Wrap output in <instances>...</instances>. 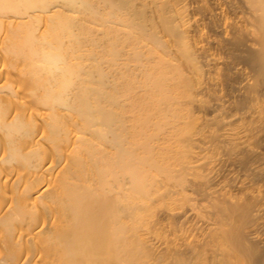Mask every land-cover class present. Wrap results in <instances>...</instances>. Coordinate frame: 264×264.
Wrapping results in <instances>:
<instances>
[{
    "label": "bare ground",
    "instance_id": "bare-ground-1",
    "mask_svg": "<svg viewBox=\"0 0 264 264\" xmlns=\"http://www.w3.org/2000/svg\"><path fill=\"white\" fill-rule=\"evenodd\" d=\"M0 264H264V0H0Z\"/></svg>",
    "mask_w": 264,
    "mask_h": 264
},
{
    "label": "rangeland",
    "instance_id": "rangeland-1",
    "mask_svg": "<svg viewBox=\"0 0 264 264\" xmlns=\"http://www.w3.org/2000/svg\"><path fill=\"white\" fill-rule=\"evenodd\" d=\"M155 213H157V211ZM156 215H158L157 218L159 220L157 223V226L155 227V229H157L156 232L160 233L164 238L168 237L169 239H171V236L173 237L174 232H175V234L179 235L178 233H181L182 231H186V229H189L191 226L195 225V223L197 222L196 219H194V220L189 219L183 225H181V223L177 224V223H175V221L173 222L172 218L169 219V218H165L163 216H160L159 214H156ZM160 224H161V226H160ZM180 226H181V228H180Z\"/></svg>",
    "mask_w": 264,
    "mask_h": 264
}]
</instances>
